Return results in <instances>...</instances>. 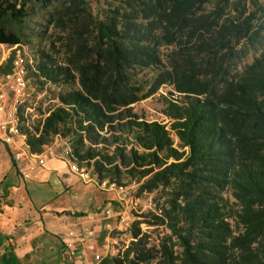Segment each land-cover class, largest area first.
I'll return each instance as SVG.
<instances>
[{
    "label": "trees",
    "instance_id": "16d2710c",
    "mask_svg": "<svg viewBox=\"0 0 264 264\" xmlns=\"http://www.w3.org/2000/svg\"><path fill=\"white\" fill-rule=\"evenodd\" d=\"M48 1L0 0V44L28 48L29 4ZM91 1L64 0L45 16L61 35L38 55L28 48L31 80L23 75L34 89L65 88L36 124L17 102L9 127L32 155L58 135L79 175L156 193L154 210L132 214L129 244L99 264H264V9L104 0L94 13ZM164 85L177 95H160L167 122L133 110ZM141 224L166 232L153 248Z\"/></svg>",
    "mask_w": 264,
    "mask_h": 264
},
{
    "label": "crops",
    "instance_id": "0c3cea01",
    "mask_svg": "<svg viewBox=\"0 0 264 264\" xmlns=\"http://www.w3.org/2000/svg\"><path fill=\"white\" fill-rule=\"evenodd\" d=\"M22 99V92L13 98L11 126L14 105ZM20 144L25 155L35 158H43L49 151L32 155L26 142L20 140ZM15 149L3 141L0 132V264H91V253L108 241L110 227L122 226L114 224L115 215L122 212L118 209L122 190H97L93 183L70 172L60 158H49L34 167L17 163ZM85 228L94 234L76 240V254L69 258L64 249L66 231L83 234ZM110 250L108 246L106 255Z\"/></svg>",
    "mask_w": 264,
    "mask_h": 264
},
{
    "label": "rangeland",
    "instance_id": "374dc122",
    "mask_svg": "<svg viewBox=\"0 0 264 264\" xmlns=\"http://www.w3.org/2000/svg\"><path fill=\"white\" fill-rule=\"evenodd\" d=\"M63 1L64 0H49L48 2H46V5L37 2L29 4V15L23 24V33L24 39L26 40V44L32 54L38 55L39 50L42 48L48 49V43L53 41L56 42L58 36L61 35V33L54 31L51 27H49L48 29L45 28V16L48 12L54 10L55 8H58ZM230 2H239L240 4L244 3L250 11L254 8L251 4V0H230ZM256 2L259 4L260 7L264 9V0H256ZM90 6L93 12L96 13L105 6V3L104 0H93L91 1ZM55 44L58 45V43ZM28 48L26 46L21 45V48L18 49V63L21 62L28 66V68H25L24 71L18 70V74L21 78H24L23 74H27V77L29 78L32 74L31 71L33 68V60L28 54ZM162 52L165 53L166 49L163 48ZM12 55L13 51L10 50L7 45L0 44V66L3 65V68L7 69L10 66V61H8V57H3H11ZM254 55V49L249 47L246 51L245 57L242 59V63L250 61ZM12 65V67H14L15 57ZM2 76L3 74H1L0 72V77ZM64 88L65 87L54 84L46 85L44 89H34V86L21 87L20 92L23 93V99L21 101L23 107L21 109V112L23 116L25 118H28L29 121L34 122V124L39 122V120L41 119L40 115L46 112L48 108L52 107L55 104L56 95L60 90H63ZM168 91L174 93L171 86L164 85L160 87L158 91L152 96L137 102L133 106V110L144 116L147 120H158L164 123L167 122V120L161 113L162 105L160 102V95H166L168 94ZM174 96H177L176 93H174ZM21 104L19 105L20 107ZM174 139L175 142H177V139ZM60 143H64V141L62 140L60 141ZM48 149L46 150L48 151ZM136 186V183L132 182L122 187H115V189L122 190L124 195L123 199H120V201L122 202L120 204L121 207L118 208L122 212L118 213L114 217V224L120 222L122 226L120 229L113 228V225L110 227V238L114 239V242H110L112 255L117 254L121 249L123 250L131 240L128 231V226L130 225V222L134 220V216L132 214L139 213L141 211H146L149 209L154 210V198L156 193H142L138 195L136 191ZM96 189L99 190L97 187ZM141 228L146 234L149 235V241L147 243L148 248H153L152 246L157 245L159 243L160 238L163 237L166 233L161 227H147L145 224H141ZM97 251L100 253V246L98 247ZM94 254L95 251L92 252L90 255V260L92 262L91 264H95ZM102 255H104V253L100 254L101 258ZM151 264H154V262H151Z\"/></svg>",
    "mask_w": 264,
    "mask_h": 264
},
{
    "label": "built area",
    "instance_id": "2783aa9c",
    "mask_svg": "<svg viewBox=\"0 0 264 264\" xmlns=\"http://www.w3.org/2000/svg\"><path fill=\"white\" fill-rule=\"evenodd\" d=\"M13 51L11 57H15V65L9 71L3 72V81L0 83V132L2 134L3 141L8 145H15L16 149L13 152L14 161L17 163H25L29 167L40 166L45 163L49 158H60L65 161V148L68 143H59L58 135L54 138V143H49V151L43 155V158H35L25 155L22 151L20 138L15 135V128L9 127V118H10V109L13 104V98L16 93H20L21 87H33L26 83L25 78H21L18 74V45L9 47ZM9 56H4L7 58ZM46 113L44 112L41 117H45ZM70 172L78 176L83 182H91L97 188L100 189H115L117 187L114 183L109 182L107 179H98L94 176L91 170L88 168V175H79L77 169H74V165H67ZM86 167V166H85ZM24 177H27V173L23 174ZM94 234L93 230L90 228H85L83 234H76L73 230L66 231L64 238V249L67 250V255L69 258H72L76 254L75 241L82 240L83 236H92ZM112 238L107 242H102L99 246L101 247L100 253L95 251L94 261L95 264L100 263V254L104 253L102 257H106L107 247L110 246ZM94 252V251H93ZM92 263V262H91Z\"/></svg>",
    "mask_w": 264,
    "mask_h": 264
}]
</instances>
